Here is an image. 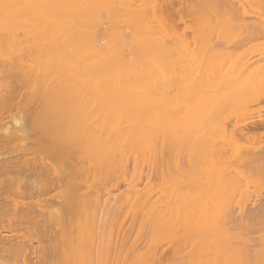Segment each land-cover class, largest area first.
Masks as SVG:
<instances>
[{"label":"bare ground","instance_id":"1","mask_svg":"<svg viewBox=\"0 0 264 264\" xmlns=\"http://www.w3.org/2000/svg\"><path fill=\"white\" fill-rule=\"evenodd\" d=\"M214 1L212 0V2ZM217 1L216 3L219 5L223 3V0ZM234 1L241 2V0ZM207 4L211 7L213 3L208 2ZM207 4L206 9L209 8ZM213 7L209 12L215 10L216 6ZM41 9L44 17L39 18L36 15L35 17L29 16L27 21L23 20L26 15L37 14ZM164 13L163 7L157 0H0V75H2L0 79H3L0 81L1 258L6 254H12L15 260L16 255L23 254L24 243L36 242L44 244V246L41 244L37 247L42 246L40 248L42 253L39 251V255L38 251H32L36 248V244L35 246L30 244L31 247L34 246L33 249L28 245L32 251L30 255L36 253L35 256L42 259V262L38 260L36 264H128L129 262L124 257V253L127 251L126 247H124V253L122 247L124 243L129 244V242L123 241L124 238L120 237V231L113 233L114 236L116 234L115 237L109 233L113 229L112 226L119 225L117 221H120L121 213L119 212L120 216L117 215L119 219L114 218L117 220L116 222L113 221L106 226L109 231L107 228L104 229L107 231L105 234H110L107 240L102 238L101 232L99 233L102 219L100 213L103 215L107 206L113 202L112 187L118 183L125 187L124 203L131 207L132 211L136 209L134 213L139 209L141 214L136 213V216H142V222L145 223L149 220L147 225H150L149 222H151L150 231L157 229H153V227L161 226L163 228L165 225L175 229L170 231L174 232L175 234H172L175 236L168 232L170 227L166 228V226L164 230L159 228L160 230H157L159 233L155 230L148 234L145 230L147 236H151L150 240H153V236H155L152 233L156 232L159 236L162 231L166 237L167 234H170L174 237L175 242L178 240L177 246H175L179 247L181 237H177V235L183 234L185 238L187 234L184 232L193 227L192 233L195 232V226L197 230L200 227L201 231L199 229L198 232L200 235L201 232L203 233V239L206 238L204 237L206 234L203 232V230L206 231L204 223L207 222V225L209 222L211 223L214 216L211 217L209 212L211 209L208 206L206 208L209 210L201 206L200 209L204 210L198 212L194 210L197 213L192 212L193 215L189 213L191 211H187L189 209L186 206L187 203H185V207L184 202L179 204L181 209L183 206L186 210L183 209L181 212L179 209L182 215L173 208V206L178 208V198L179 195L182 196V193L192 192L195 195L196 186H193L194 188L187 187V185L183 187V184L180 186L168 169L164 171L159 169L162 177L161 183H151L149 175L153 172L157 173L155 167L160 163H171L176 166L182 160L190 165L195 161L204 162L206 159L202 158L203 149L201 151L202 147H200L202 144L209 147L207 148V160H211L208 162L213 161L214 164H227L228 162V164H232V160L237 161L236 156L240 154L235 146L233 133L228 134L224 122L212 123L209 120V112L202 111L205 105L202 98L196 100L195 105H193L194 101L190 104L183 99L178 102L175 98L172 74L176 61L172 54L177 51L181 53L180 55L183 54L180 51L181 47L175 51L171 46L172 40L179 35V31ZM42 14L40 13V15ZM200 20H198L199 23ZM18 24L24 31L18 33L13 31ZM185 24L184 22V34H186L185 29L189 28ZM255 25L257 26V24ZM258 25L259 29L264 27L261 23ZM200 26L197 25L190 31L193 37L199 34L206 35L207 32L201 33L208 31V29H204L208 28V24ZM254 27L252 26L249 30ZM258 27H255L251 32L259 34L264 31V28L261 31L256 29ZM28 28L30 30L26 31ZM255 30L258 31L255 32ZM183 32L180 34L183 35ZM190 33L187 34V37L191 35ZM193 37L191 42L196 44ZM181 39L186 42L185 45V42H181L186 46V49L189 48L191 42H187L185 38ZM176 40L178 43L174 42L177 45L180 44L181 40L178 41V37ZM182 44L180 45L183 46ZM173 46L175 49L176 45L173 44ZM193 48L191 47L193 51H196V48ZM185 53L184 55H187ZM189 54L191 53L189 52ZM190 57L188 56L189 59L186 57L188 61L193 58ZM195 61L193 58L190 63H199ZM250 63H248L249 65L246 63L245 66L253 68L255 62L252 64L253 67ZM246 68L247 75L251 78L250 73L252 72L249 73L250 68ZM246 68L243 70L240 67V70L243 72ZM240 70L238 71L241 74ZM244 73L241 76H245ZM5 79L7 82L8 79L11 80V83H5ZM12 86L14 91L18 90L17 93L11 90ZM10 87L11 89H9ZM21 90L24 93H21ZM178 105L184 109L183 113L176 114ZM215 125L217 129L214 128ZM195 145L197 146L194 147ZM227 146H235V148ZM198 147L200 150L197 149ZM196 153L198 156L195 155ZM198 153H201V158ZM251 154H243L240 158ZM196 156L198 160H195ZM252 156L241 161H246V163L244 162L246 166L248 163L253 165L252 163L255 162H252V159L255 155ZM230 157L233 158L229 161ZM199 159L202 160L199 161ZM198 162L195 165L200 164ZM245 164H242V167H245L243 166ZM230 175L229 172L228 176ZM228 176L219 178V180L221 179V181L217 179L219 183L212 184V191H216L218 188L216 193L213 192L214 195L218 196L219 191H223L220 192L223 194H226L225 191L229 193V189L224 188L229 185L230 178ZM233 180L231 177V181ZM245 181L243 180V182ZM220 182L222 183L220 184ZM237 182L235 181V183ZM215 184L217 186L223 184V186L219 188ZM235 185L232 195L240 192L244 187H240L243 185L240 184L237 189ZM213 186L216 188L214 189ZM245 187L244 189H246ZM222 188L224 189L219 190ZM233 188L230 186V190ZM196 189L198 190L197 187ZM200 189L199 193L202 191V188ZM236 190L238 191L236 192ZM212 191H209V194L212 195ZM246 191L243 192L246 194ZM203 193L202 191L201 194ZM237 194L238 197L239 194ZM245 194L239 195L238 199H242L241 196L244 195L242 202L247 201ZM176 195H178L176 198L178 202H175L174 196ZM250 195L246 196V199L249 200ZM236 196L235 198H237ZM169 198H172L171 200L174 202L167 201ZM242 202L237 200V203ZM262 206L259 207L264 210V203ZM225 209H221V212L218 211L221 220L215 218L218 216H214V222H220L216 228H219V231L222 230V237L225 234L226 244L228 240H233V242L240 240L241 237H237V240L231 237L235 238L236 231L241 230L242 227L245 229L250 223L248 221L255 222L257 217L254 221L255 216L252 218L251 215H256L258 211L255 214L247 212L251 213L247 217V213L241 212L239 208L240 213L237 212V215L243 214L234 217L230 208ZM241 209L243 210V208ZM233 210L235 211V208ZM132 211L130 210L129 214L130 225L134 223V217L133 219L131 217L134 216ZM149 212L159 216L154 214L155 217L152 216L153 218L150 220ZM259 212H262L261 209ZM211 213L214 214V211ZM204 214L207 218L211 217V221H201ZM244 214L247 218H244ZM163 215H168V217H163ZM136 218L138 219V217ZM162 218H167V221L161 220ZM170 218L173 220L170 221ZM141 219L140 223H142ZM179 219L183 223L181 225L180 222L178 226ZM210 219L208 218V220ZM174 222L177 223V228L174 226ZM137 225L139 228L143 224ZM180 226L181 229H178ZM138 228L137 234L140 232ZM30 231L32 234H29ZM123 231L125 236V230ZM189 231L191 232V230ZM239 232L238 236L242 233L239 234ZM191 234L187 238L191 237ZM194 236L193 240L198 243L201 237H197V231ZM157 238H161V234ZM212 238L214 237L212 236ZM261 238L259 237L260 242L255 244L247 242V239L245 241L241 239L236 242L238 244L230 245L231 241L227 243L230 246H225L223 240V245L220 243L221 245L219 244L218 247L222 249L225 246L227 248H223L226 252L222 250L221 256L219 248L216 247L219 251L214 253L216 248L212 250V244L209 248L210 241L205 239V245L201 238L202 242H199L206 248L204 246L205 249L200 251V257H203L204 260H202L205 261L207 255L210 254L209 250H211L215 254L212 260L214 259L218 263L259 264L260 262L264 264L262 263L264 261V240ZM170 239L171 236H168L165 240L169 242ZM197 239L199 240L197 241ZM193 240H191L192 242L189 240V249H192L191 244L193 247L196 245ZM126 241L128 240L126 239ZM174 241L171 240L169 243ZM152 242L153 246L145 243L150 249L143 246L147 249L144 250L145 255L142 252L141 255L138 254L142 256V260L143 255L147 259L146 251L149 250L152 255L153 248L151 249V247L155 248L160 243L156 240ZM164 242H161L162 248L166 244ZM216 242L218 243L217 240ZM233 242L231 244H234ZM184 244L186 243L184 242ZM141 245L144 243H140L139 247ZM167 245L165 248L171 247ZM197 245L198 254V250L203 246ZM175 246L173 245L172 248L174 249ZM135 247L138 246L132 248L135 249ZM21 248L22 250H20ZM127 248L131 249L129 245ZM138 248L132 249L133 253L131 255L129 252L130 256L133 257L135 251L138 253ZM185 248L182 247L180 250ZM143 249L140 248L141 251ZM189 249L186 248L184 251L190 253ZM156 250L158 247L155 251L153 250V257H150V261L152 258L151 264L156 263L153 261L155 258L157 263L159 261V251L156 252ZM175 250L177 251L171 250L172 253L178 252V249L175 248ZM180 250L179 254H182ZM21 251L22 254H17ZM216 252H219L218 256H216ZM137 253L134 258H137L138 262L135 263L143 264L138 259ZM160 253L163 258L165 251L162 254L161 250ZM187 255L191 256V253ZM173 256L175 255L173 254ZM193 256L191 258H194ZM120 257L124 258L120 261ZM127 257L131 261L132 257L129 259V254ZM24 260L22 264H25ZM30 261L29 264H31ZM175 261V264H184V261H178V257ZM31 262L35 264L36 260L32 259ZM161 262L163 261L161 260ZM172 263L174 264V261ZM159 264H161L160 261Z\"/></svg>","mask_w":264,"mask_h":264},{"label":"rangeland","instance_id":"2","mask_svg":"<svg viewBox=\"0 0 264 264\" xmlns=\"http://www.w3.org/2000/svg\"><path fill=\"white\" fill-rule=\"evenodd\" d=\"M157 1L163 7V9L165 11L164 14L166 15V18L177 27V29L179 31L178 32L179 35L177 37H178V41L181 40L179 42L180 44H182L181 42H183V39H181V38H185V40H187V42L193 41L192 40L193 35L190 33V31L193 28L197 27V25L202 26V23H204L205 21H206L205 23L208 24V28L207 27L204 28L206 30L208 29V31L203 30L205 32L201 33V34H203V33L207 32L206 35L205 34H203V35L199 34L198 36L194 35V37L197 36V37H195L196 39L193 37V39L197 42L196 44H197L198 48H197L196 44H192V42H191V43H189V48L186 49V46H184L186 44L185 41H184L185 43L183 42L184 45L182 44L183 46H181L180 44H178V45H180V46H178L177 45L178 42L176 40L177 37H174V40H172L173 43L171 46H172L173 50H175V51H176V49L179 50L181 47L180 51H182V54H183V55H180L181 53H179V51H177L178 53L174 52L172 54V56L173 55L175 56L174 61H176L175 66H174V72L172 74V88L175 90L174 96L178 100V102L181 99H183L184 101H188V103H190V104H192L191 102L194 101L193 105H195L196 100H198L199 98H202L205 101V105L202 108V111L209 112L210 122H212V123H218L219 121H221L220 123L224 122L225 129L228 130V134L233 133V136L235 139V146H237V150H238V153L240 155L238 156V154H237V156H236L237 161L234 162L232 160V162H233V163L231 162L232 164H228L229 162L227 164L226 163H224V164H222V163L216 164L215 163L214 164L213 161L208 162L209 159L207 160V157H208L207 148H209V147L204 146L205 144L203 145L201 143V141H203V140H201L200 143L203 146L201 145L200 147H202L201 151L203 149V155H204V157L202 155V158L206 159V160H204V162L203 161H201V162H198V161L194 162L193 161L194 163H192L190 165V164H187L186 161L182 160V161H179L180 164L176 165V166L174 164H171V163H168V164L160 163L159 165H157L155 167V170L157 171V173L153 172L152 174L149 175V178L151 179V183H161L162 177L160 176L159 169H160V171H162V170L164 171V170L168 169L169 172L174 176L175 181H178L180 186L183 184V187H186L185 185H187V187L188 186H190V187L196 186L198 188V190H197L195 187V190L198 191V192L195 191V195H193L192 192H190V193L184 192V193H182L183 198L181 195H179V198H178V195L174 196L175 202H178V200H179V203L177 204V207H178L177 209L174 206H173V208H175L174 210H176V211L178 210L177 212H179V213L182 212L181 210H183V209L185 210V208H184L185 203H187L186 206H187V208L190 209V210L188 209L187 211L188 212L191 211V212H189L191 215H193L192 212L193 213L195 212L194 210H196L197 212L203 211L204 210L203 208L200 209V207L203 206L207 210L211 209L212 212L214 211V214H212L211 211H209V212L211 214V217H212V215L218 216V217H215L217 219L218 218L220 219V217H219L220 215H219L218 211L221 212L225 208H230L232 211H230L229 209H228V211L232 212L234 217H236L235 215L238 214L237 212H239V210H241V212L243 211V213L245 211V213L252 212L253 214L257 213V211H258V213L256 215H251V213H247V215L244 214L243 215L244 218L246 216L248 217L251 215L252 218H253V216H255L253 218V220H254L257 217L256 221L255 220H254L255 222H253L251 220L248 221V223L250 222L249 224H247L248 226L246 228L244 226L245 229H243V227H242L241 230L239 229L238 231H236L237 233L234 236L235 238H233V237H231V238L237 240L239 237H241L240 240L244 239V241H245V239H247L246 241L247 242L250 241L249 243H254V244L259 243L260 242L259 237L260 238L262 237L261 239L264 240V216H263L264 210H262V208H260L264 203V31H261V29H263L264 27L259 29L260 27H258L259 26L258 24L261 23L262 25H264V0H243V1L241 0V2H240L241 4L239 2L234 1V0H223V1L220 0L223 2L220 5L218 3H216L217 0H215L214 2H212V0H157ZM205 1H207V2H205ZM237 1H240V0H237ZM208 2H211V4L213 3L211 5V7L209 6L210 3L207 4ZM206 4L209 6V8H208L209 10L206 9V7H207ZM216 4H218V5H216ZM204 6H205V8H204ZM212 6H214L213 8H215V6L217 8V6H218V8L217 9L215 8L214 11L209 12L212 10ZM40 13L41 14L43 13L42 9L39 10L37 14L26 15L23 18V20L27 21L28 18L35 17L36 15L39 18L41 16L44 17V13L42 15H40ZM20 17H21V15H20ZM199 19H201L200 23L198 22ZM202 19H203V22H201ZM184 22L186 23L185 26L189 27V28L185 29L186 34H184V32H183L184 31V26H183ZM205 23H204V25H205ZM253 24L254 25L257 24V26L255 25V27H258L256 29L260 30L261 33L254 34L251 32L255 28ZM252 26L254 28L252 30H249V28L251 29ZM202 29H201V31H202ZM28 30H30V29L29 28L26 29V31H28ZM13 31L18 33V32L24 31V29L21 27V25L18 24V25H16V28ZM257 31L255 30V32H257ZM182 32H183V35L180 34ZM189 33L191 35H188V37H187V34H189ZM184 35H186V36L184 37ZM179 36H180V38H179ZM181 36H183V37H181ZM174 41H176L177 43ZM173 44H175L177 48L175 47V49H174ZM191 47L192 48L194 47L193 49L196 48V51L194 50L195 51L194 52L191 49ZM172 48L170 49L171 51H172ZM184 49H185V51H184ZM188 51L191 54L193 53V55L189 54ZM185 52L187 53V55H184ZM190 55L199 63H197L196 61H195L196 64H193V62L190 63L191 61H193V58H191ZM185 56L187 58L189 56L191 58V61H188L189 58L187 59ZM249 62H251L250 65H252L254 62L256 64L254 63L255 66L252 65V67L254 66L253 68H251L249 66H245L246 63H247V65H249L248 64ZM240 67L243 70L246 67L250 68L249 73L252 72V73H250L251 78L247 75L248 74V72H246L247 68L245 71L242 72V70H240ZM252 69H254V70H252ZM238 70H240L242 72L241 74H243L245 72L244 73L245 76L244 75L241 76V74L239 73ZM0 76H2V75H0ZM1 79H0V81H3V79L2 80ZM193 79L195 81H192ZM5 81H6V79H5ZM8 82L11 83V80L9 81V79H8ZM8 82L6 81L5 83H8ZM5 83H3V84H5ZM189 84H191V85L193 84L194 86L192 87ZM9 89H11V87ZM13 89H14V87L12 86L11 90H13ZM11 90H9V91L11 92ZM17 91L18 90L16 89V91H14V92L17 93ZM22 91L23 90H21V93H24ZM183 105H184V103H183ZM183 111H184V109L182 108V106L178 105V107L176 109V114L183 113ZM244 114L245 115L248 114L247 115L248 117L245 116ZM214 128L217 129V126L215 125ZM210 135L214 136L212 133H210ZM198 145H199V143H198ZM196 146L197 145H195L194 147H196ZM235 146H231V147L227 146V147L228 148H235ZM179 147H182V146H179ZM197 149L200 150L199 147ZM229 152H231V151H229ZM245 152H247V153H245ZM249 152H251V153L253 152L252 154H254L257 158L254 155H253L254 156L253 157L252 154ZM229 154H231V153H229ZM243 154L244 155L251 154V155H248L249 157L244 156L243 158H240V156H242ZM195 155H197V153ZM199 155H200L199 158H201V153ZM197 156H196V158H197ZM250 156L253 157L252 162H255V163H252L250 161L253 165L248 163L247 164L248 166H246V164H245L246 161H244L245 162L244 163V162H242L243 161L242 159L250 158ZM231 158H233V157H230L229 161ZM194 159H195V157L193 158V160ZM195 160H198V158ZM200 160H202V159H199V161ZM209 161H211V160H209ZM196 162H198L200 164L195 165ZM193 164L195 166H192ZM242 164H245V165H243L245 167H242ZM223 172H224V175H222ZM227 172H228V175H229V172L231 173L230 176L232 177V180L234 178V180H233L234 182H233V181H231V177L226 175L230 178V182H228L229 185H227V186H229V188H227V186H225L224 188L229 189L228 190L229 193H227V191H225V193L227 194L226 195V194L220 193L223 191H219L218 192L219 194H217L218 196L214 195V193H216V191L218 189L216 187L221 188L223 186V184L220 186V184L222 182H220L219 186L216 185L217 183H219V182H217V179H218V181H221V179L223 177L224 178L226 177L225 174H227ZM219 178H221V179L219 180ZM243 180L244 181L246 180V181L243 182ZM235 181H238V182L235 183ZM214 183H216L215 184L216 185V187H215L216 191H212V188H211L212 184H214ZM239 183L241 185L242 184L243 185L240 186ZM234 184H236L235 186H237L239 184L240 187H243V186L245 187V185H246L245 188L246 189L249 188V190H247L249 193L246 191V189H244V187H243V190H240V192H237L238 190H236V192L239 195H241L242 193L245 194V192H243L245 190L246 191L245 200H247V201L242 202L244 195L241 196L242 199H238V197H240V196L237 193H235V195H232V191H234V188H235V187L233 188ZM230 186H231V188H233L232 190H230ZM239 186H237L236 188L239 189L238 188ZM112 188H113V192H112L113 202H111L107 206L106 209L104 208L105 212H103V215H102V213H100V216L102 217V219H101V227H100L99 233L101 232L100 234L102 235V238L103 239L106 238V240H107V238L110 234H113L116 231H120V237L124 238L123 241L129 242V244L124 243L123 247H122L123 250L121 249L122 252L124 253V251H125L124 247H126L127 251H125L126 254L124 253V257L127 259V262H129V263L134 264L136 261L138 262L137 258L136 259L134 258V256H136L137 252L136 251L134 252L135 254L133 255V257L130 256L129 252H131V255H132L133 250H136V248L139 247L140 243L141 244L144 243V245H141L142 249L143 248L144 249L142 251L140 250L141 247L138 248L139 250L137 249V251H139L137 253V257H138V259H140L143 262V264H145V263L151 264L152 258L150 261V257H153L152 256L153 252L155 251V249H157V247H158V250H156V252L159 251V254H158L159 258L157 257L158 255L156 257L158 258V260L160 261L161 264H173L172 263L173 261L175 264V262H176L175 259L177 257H178V261L179 262L184 261V264H185V262H187L189 264L191 262H192L191 264H222V263L216 262V260L214 261V259L212 260V258L215 256V254H214L215 251L221 250L220 251V256H221L222 250L225 251V249H223L225 246L238 244L236 242H238L239 239L237 241L233 242V240H231L230 237H229V239L234 244H231L232 242L229 240L227 243L231 242V243H229L230 245H227V243L225 244V241L227 240V238L225 237V234H224V236H223L224 238H223L221 236V235H223L222 230L220 229L221 231H219L218 230L219 228H216L217 225L220 224L219 220H218L219 223L214 222L215 219L213 216L212 217L213 220L210 223L209 221H211V219H210L211 217H208L210 219V220H208V218L205 216L207 214L206 210H205L206 214L203 215V217L204 216L205 217L204 218L201 217V221L205 220V221L209 222L207 225L206 224L207 222L203 221V222H205L204 224L206 225V229H205L206 231L203 230L204 228L202 229L204 234H206L204 237H206L205 239H208V242L210 241L209 242L210 243L209 248H210L211 244H212V247H211L212 250H214V248H216V247L219 248V250H217V248H216V250H214V253H213L207 247V249L210 251V254L207 255V259H205L206 262L203 261L204 260L203 257L202 258L200 257V251L202 249L206 248V246H205L206 240L203 239V235H202L203 233L201 232V235H202V237H201L200 233L198 232L200 227H198V230H197L196 226H195V232H193V233H192V231H194V230H192V229H194V227L192 229H188V231L186 230L185 232L183 230H180V231L184 232V234H187V237L189 236V234L192 233L190 235L191 237H189V238L185 237L184 238L185 235L180 234L181 235L180 236L178 234V229H181V226H180L176 230L177 234H178L177 237L178 236L181 237L180 240L182 241V242L179 241L180 244L182 245V246L178 245L179 247H176L177 246L176 242L178 243V240H176V242L174 241L175 239L173 236H175V235H173V234H175V233L170 232V231H174L175 229L173 230V228L170 227L169 225H168V227H170L172 229L170 230V228H169L168 232H170V234L173 233L172 234L173 236L170 234H167V237L171 236L170 241L173 240L174 242L169 243L170 241L169 242L167 241L169 238L167 240H165L167 237H166V234L164 235V233L162 231H160L162 239L157 238V237H160V234H159V236L157 235L159 233L157 230L159 228H161V226L159 228L153 227V229L157 228L155 230L158 233H156V232L152 233L155 236L152 235L154 237V239L150 240L151 236L150 237L147 236V233L149 234L151 231H155L152 229L150 231V228L152 226L151 222H149L150 225H147L149 220H147L146 223L144 221L142 222V219H143V218L141 219L142 216H138L141 214L139 209L137 210L138 212L136 211V213L138 214L136 216V213H134L136 209L135 210L133 209L134 211H132V208L124 203V195L123 194L125 191V187L121 183L113 185ZM200 188H202V191L204 192L203 194H201L202 191H201V193H199L200 192L199 190H201ZM213 188H214V186H213ZM224 188L219 189V190H223ZM183 191H185V190L183 189ZM209 191H212V195H214V196L209 194L210 193ZM199 194H201V195H199ZM236 194L238 195V197L236 196ZM249 195H250V197L248 200V198L246 199V196L248 197ZM235 196L237 198H235ZM176 198H178V200H176ZM180 198H182L181 201H180ZM171 199L172 198H169V199H167V201L168 200L172 201ZM236 199L238 200V202H242V203H237ZM239 200H241V201H239ZM172 202H174V200ZM172 202H171V204H172ZM180 202L181 203L184 202L183 203L184 207L182 206L183 209H181V206H179ZM236 204H237V206H236ZM174 205H175V203H174ZM239 205H241V207H238ZM207 206L209 209L206 208ZM234 208H235V211L233 210ZM236 208H237V211H236ZM241 208H243V210ZM258 208H260L262 212H259L260 209L258 210ZM179 209L181 212L179 211ZM130 210L134 213V216H131V215H133L132 212H131L132 214L130 215L132 217V219L134 217V223L135 222H139V223H135V224L132 223L133 225L132 224L130 225V223H131V219L129 218ZM225 210H227V209H225ZM176 211H174V212H176ZM233 211H234V213H233ZM119 212L121 213L120 215L122 217H120V221H117L116 219H119V217L117 218V215H119ZM197 212H195V214ZM183 213H187V212H183ZM154 214H156V213H153V215L151 213L148 214L149 219L153 218L152 216H154ZM190 214H189V216H191ZM216 214H218V215H216ZM242 214H239V215H242ZM150 215H151V217H150ZM156 215L159 216L158 214H156ZM181 215H182V213H181ZM181 215H180V217H181ZM239 215H237V217ZM164 216L168 217V215H163V217ZM208 216H209V214H208ZM221 216H222V214H221ZM136 217H138V219ZM160 217H162V215H160ZM114 218H116V219L114 220ZM135 218H136V220H135ZM139 218L141 219L142 223H140ZM206 218H207V220H206ZM128 219H130V220L128 221ZM180 219L182 220V217ZM217 219H216V221H217ZM150 220H152V219H150ZM161 220L167 221V218L166 219L162 218ZM172 220H173V218L172 219L170 218V221H172ZM181 220L178 221V226L180 225L179 223L181 222ZM184 220H185V218H184ZM113 221L118 222L117 224H119L118 225L119 228L117 229L118 226L115 223H113V224H115L116 227L112 226V228H113L112 230L110 228V230L112 231V233H111V231H109L106 226L110 225ZM127 222H128V225H126ZM182 223L183 222H181V225H182ZM202 223H201V225H202ZM137 224H140V225L143 224V225H141V227L144 229V232H142L143 229L141 227L138 228ZM160 224H161V222H160ZM174 224H175L174 226L176 227L177 223L174 222ZM165 226H166V228H168L167 225H165ZM207 226H208V228H207ZM146 227H147V229H146ZM164 227L161 228V230L162 229L164 230ZM106 228L110 233L109 235L105 234V232L107 233V231H105ZM137 228L140 231V232L138 231L139 232L138 234H140V235L137 234ZM123 230H125V236H124ZM126 230H127V232H126ZM145 230H147V233ZM166 230L167 229H165V231ZM189 230H191V232ZM121 231H122V233H121ZM196 231H197V235H198L197 237L198 238L201 237L204 240L203 243L205 245L200 243V242H202V241H200L201 238H200V240L197 239V241L198 240L200 241V242L198 241V243H196V241L193 240V239H195L194 235L196 234ZM200 231H201V229H200ZM239 231H241L242 233ZM233 232H234V230H233ZM238 232H239V234L241 233L240 236H238ZM116 233H118V232H116ZM26 234L28 236V232ZM29 234H32V231H30ZM156 235H157V237H156ZM111 236H114V234ZM115 236H116V234H115ZM212 236L218 241V243L216 242V240L214 238H212ZM220 236H221V238H223L224 241L223 240L222 241L225 244V246L222 249L220 247H218L221 244L223 245L221 238H219ZM125 237L128 241H126ZM177 237H175V238H177ZM183 238H184V240H183ZM186 238L189 239L190 242H192L191 240H193L194 243L196 244V245H194V247H196V248H194L193 245L191 244L192 249H189L188 246H190L189 245L190 242ZM225 238H226V240H225ZM148 240H150L152 245L150 244V242H148ZM155 240L157 242L159 241L160 243L158 242L159 244H157V246L155 248L151 247V249L153 248V250H154V251L152 250V255H151V252L149 250H148V252L146 251V254H148L147 255L148 262H147V259H145V256H144L145 255L144 250H147L149 248V246H153L152 241L155 242ZM134 242L135 243L137 242L138 244H135ZM161 242L166 243V244H164V248H165V245H167V244H169L171 247L169 245H167L170 248L166 247L164 249V248H162L163 246H161L162 245ZM184 242L186 244H184ZM208 242H207V244H208ZM145 243H146V245L149 244V246L147 247L145 245ZM156 243L154 244V246L156 245ZM30 244H32L34 246L36 244L37 246H36V248L33 249L32 247H34V246L31 247ZM41 244H43V243L37 244L36 242H34V243L33 242H31V243L26 242V243H24V246L22 247L23 250H22V248L20 249L23 251V254H22V251L17 253V254H22L21 256L20 255L15 256V254H14L17 261H16V259L14 260V257H12L13 256L12 254H6L5 257H3V258L0 257V264H15V262H16V264H17V262H18V264H22V262L25 258H26L24 260V261H26V262H24L25 264H29V260L32 261V259L34 261L36 260V262H35V264H36L37 261L40 260V257L37 255L35 256L36 253L33 255H30V254L32 251L33 252L38 251V255L40 254V252L42 253V249H40V248L42 246H44V244L40 248H37ZM126 244H127V246L128 245L130 246V248H131L130 250L127 248ZM171 244H173L174 246L176 245L174 247V249L172 248L173 245H171ZM197 244H201L199 246H203V248L199 247L200 249L198 250V254H197V249H198ZM28 245L33 249L32 251ZM133 246H138V247H135V249H134V248H132ZM143 246H145L147 249H145V247H143ZM204 246H205V248H204ZM182 247L183 248L186 247L187 250L189 249L191 256L194 255L193 256L194 258H191L190 255H187L190 253H188V251H184L186 248L184 250L183 249L180 250V248H182ZM159 248L162 250V254L165 251L163 258L160 255L161 250ZM175 248L178 249V252L176 254H175V252L172 253V251H177V250H175ZM225 248H227V247H225ZM26 250H28V251H26ZM179 250L182 251V254H179ZM166 251H167V253H166ZM141 252L144 253L143 260H142V256H139L142 254ZM128 254H129V259H130V257L133 258V259L131 258V261L133 260L132 262L128 260V257H127ZM173 254L175 256H173ZM216 254H217L216 256H218L219 252H216ZM25 255H26V257H25ZM185 255L187 258L184 257ZM223 255H224V253H223ZM121 256H123V255H121ZM165 256H166V258H165ZM23 257H24V259H23ZM124 257H122V259ZM170 257H171V260H170ZM179 257H180V260H179ZM18 258H19V260H18ZM122 259L120 257V261ZM172 259H174V260H172ZM144 260H146V261H144ZM155 260H156V258H155ZM155 260H153V261L157 263V260L156 261ZM161 260L163 262H161ZM31 261H30V263L34 264V262H31ZM159 261L157 264H159ZM167 261H169V262L166 263ZM40 262H42V259L40 260ZM179 262H177V263H179ZM156 263H154V264H156ZM262 263H264V261ZM39 264H42V263H39ZM135 264H137V263H135ZM179 264H183V263H179ZM259 264H261V263L259 262Z\"/></svg>","mask_w":264,"mask_h":264}]
</instances>
